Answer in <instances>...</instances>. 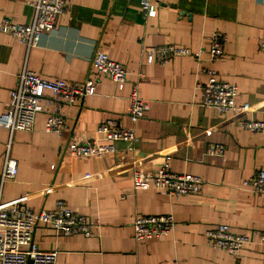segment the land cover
Returning a JSON list of instances; mask_svg holds the SVG:
<instances>
[{
    "label": "crops",
    "instance_id": "1",
    "mask_svg": "<svg viewBox=\"0 0 264 264\" xmlns=\"http://www.w3.org/2000/svg\"><path fill=\"white\" fill-rule=\"evenodd\" d=\"M157 16L149 17L139 0H68L57 27L27 49L0 30V114L26 67L48 79L96 83V93L76 104H64L67 127L62 135L46 131L47 115L36 117L32 130L13 134L0 127V176L9 143L18 159L16 178L1 190L2 201L53 209L63 200L94 222L92 235L58 234L38 223L34 242L56 250L57 264H264V193L243 182L264 169V135L243 126L264 120V0H153ZM10 18L30 24L34 9L26 0H0V22ZM227 35L225 52L210 63V35ZM175 44L200 52L148 62L146 47ZM99 51L126 65L127 82L119 88L94 71ZM239 87V103L249 112L219 113L201 104L199 83L207 68ZM133 83L149 102L134 124L136 138L118 141L117 152L79 157L67 152L73 140L102 139L97 126L114 120L131 126L127 114ZM216 143L223 156L209 154ZM175 173L203 178L202 191L177 199L153 185H137L134 172L154 170L167 157ZM52 165H56L52 168ZM172 213L175 229L163 239L139 242L134 236L137 215ZM227 224L251 241L238 254L213 247L206 231Z\"/></svg>",
    "mask_w": 264,
    "mask_h": 264
},
{
    "label": "built area",
    "instance_id": "2",
    "mask_svg": "<svg viewBox=\"0 0 264 264\" xmlns=\"http://www.w3.org/2000/svg\"><path fill=\"white\" fill-rule=\"evenodd\" d=\"M142 10L149 17L157 16V5L153 0H139ZM34 9V18L30 24H20L10 18L0 22V30L15 37L27 49L36 47L45 33L54 31L58 21L69 6L68 0H26ZM227 35L214 31L210 35V63L220 60L225 52ZM264 50V37L260 43ZM148 62L166 63L173 57L193 55L199 58L200 52L190 47L175 44L159 47H146ZM94 71L99 76L110 78L119 88L127 82L128 70L125 64L112 59L106 52L95 54ZM208 80L199 83L202 92L201 104L212 107L221 114L249 112V102L239 103V87L235 83L222 80L215 68L204 70ZM96 93V83L89 79L80 84L67 79H48L40 73L26 67L19 74L17 86L11 90L5 111L0 114V127L13 134L17 130H32L36 117L40 113L47 115L46 131L62 135L67 127L66 117L62 112L64 104H76L84 97ZM127 114L133 125L124 126L116 121L105 120L97 126V133L102 139L71 141L66 150L79 157L105 156L117 152L118 141L130 142L136 138L134 124L142 118L149 108V102L139 95V84L133 83L128 97ZM243 126L253 133L264 135V120H247ZM226 146L216 143L209 149V154L223 156ZM56 165H52L54 169ZM19 172L18 159L11 155V142L8 145L0 176V264H57L56 250L40 249L34 242V231L38 223L50 225L58 234L71 235L82 233L92 235L94 222L79 214L63 200H58L53 209L35 210L28 205L2 201L3 185L16 178ZM137 185H153L160 192L180 199L183 196L200 193L204 180L201 176L190 173H175L171 169V157L167 156L154 170L137 169L133 175ZM243 185L256 193H264V169L244 180ZM174 214L137 215L134 221V236L139 242L163 239L176 227ZM264 242V231H257ZM210 245L232 254H238L244 245L251 241L248 234L233 232L229 225L219 224L206 231Z\"/></svg>",
    "mask_w": 264,
    "mask_h": 264
},
{
    "label": "water",
    "instance_id": "3",
    "mask_svg": "<svg viewBox=\"0 0 264 264\" xmlns=\"http://www.w3.org/2000/svg\"><path fill=\"white\" fill-rule=\"evenodd\" d=\"M30 264H32V261H30Z\"/></svg>",
    "mask_w": 264,
    "mask_h": 264
}]
</instances>
